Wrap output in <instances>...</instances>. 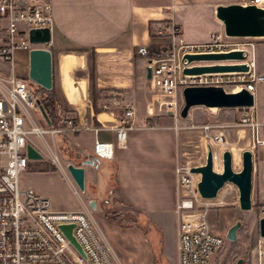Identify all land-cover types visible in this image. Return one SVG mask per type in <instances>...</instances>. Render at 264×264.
I'll use <instances>...</instances> for the list:
<instances>
[{"label": "crops", "instance_id": "0c3cea01", "mask_svg": "<svg viewBox=\"0 0 264 264\" xmlns=\"http://www.w3.org/2000/svg\"><path fill=\"white\" fill-rule=\"evenodd\" d=\"M242 1L51 0L53 24L50 42L45 47L50 50L54 64L53 86L61 102L71 107L63 86V57L80 55L82 67L72 72V78L83 83L82 103L87 101L85 106L76 104L73 107L78 118L77 131L64 135L65 142L74 152L67 164L83 167V191L88 188L94 196L101 189V199L91 197L86 203L79 193L78 196L74 194L59 170H40L41 165L30 167V164L20 175V184L47 197L55 211H78L82 203L90 207L93 201L94 208L90 209L100 207L103 232L123 264H177L179 218L175 213L178 195L173 170L180 164L183 134H186L185 130L175 131L166 122L167 117L151 120L156 115L148 112L152 102L146 83L149 78L137 49L139 46L162 49L165 40L169 43L166 32L171 24L180 28L186 41H207L211 32L223 31L215 8L243 4ZM58 54L62 79L61 64L55 62ZM28 62V52H15L13 72L27 81ZM257 69L263 71L264 65L257 64ZM0 73H12L10 65L1 59ZM253 98L255 117L263 121L264 113L260 114L255 94ZM97 102H103L105 109L98 110ZM127 106L134 112L132 128L127 130L126 143L118 145L115 129ZM96 140L114 144L111 158H94L92 147ZM255 152H252V187H256L255 197L259 204H264V151ZM91 159L93 164H84ZM216 164L220 172L219 163ZM38 178H49L50 184L40 185ZM68 179L76 188L72 177L68 176ZM216 210L219 225L214 226L212 222L209 225L214 233L226 236L236 221L241 225L245 223L252 231L253 207L246 210L248 213L239 207ZM107 211L117 212L129 223L134 221L133 225H121L107 217Z\"/></svg>", "mask_w": 264, "mask_h": 264}, {"label": "built area", "instance_id": "2783aa9c", "mask_svg": "<svg viewBox=\"0 0 264 264\" xmlns=\"http://www.w3.org/2000/svg\"><path fill=\"white\" fill-rule=\"evenodd\" d=\"M248 3L264 7V0H244L243 4ZM52 24L51 0H0V59L12 69L10 75L0 73V264H123L88 205L82 203L78 211H55L47 197L20 187V175L31 160L27 157L26 146L30 144L41 154L31 135L42 138L45 133L53 137L77 131L72 119H68L62 128H39L32 116V112L40 111L39 96L25 78L13 72L17 50L29 52L48 45L31 42L30 30L48 28L51 31ZM166 34L169 43L165 49L154 50L147 46L137 49L146 68L151 70L149 80L155 90L152 106L148 109L150 115H169L175 121L180 118L182 91L187 86H220L232 93L245 89L254 97L256 86L264 85V70L257 69L255 45L247 40L251 37L235 40L236 37H228L224 31H218L211 32L207 41L189 42L175 24L170 25ZM230 52H241L243 58L221 61H188L185 58L186 55ZM235 64L245 65L246 69L200 74L183 72L185 68L195 66ZM254 107L233 108L242 110L237 122H205L187 126L175 123L173 129H199L213 159H220L223 149L229 144L225 131L238 126L248 128L252 151H264V120L256 119ZM133 114V109L127 106L118 118L116 144L126 143ZM45 144L49 159L78 196L77 186L75 188L68 179L67 168L61 165L55 150ZM113 145L96 140L92 147L94 158H111ZM191 167L189 164H176L173 170L178 195L175 213L179 218L177 264H211V255L223 248L224 238L211 231L207 218L210 209L223 202L218 199L219 193L212 199L201 197L197 187L199 175L191 172ZM258 215L264 216V205ZM61 226L73 227L72 235L83 255L65 237ZM263 256L264 250L260 253L259 264H263Z\"/></svg>", "mask_w": 264, "mask_h": 264}, {"label": "water", "instance_id": "95a60500", "mask_svg": "<svg viewBox=\"0 0 264 264\" xmlns=\"http://www.w3.org/2000/svg\"><path fill=\"white\" fill-rule=\"evenodd\" d=\"M215 15L223 24L224 34L228 37H251L264 38V7L255 4L232 3L228 5H218L215 8ZM29 39L33 43L49 44L51 34L48 28L31 29ZM188 61L200 60H240L243 58L241 52H230L222 54L207 55H186ZM28 73L27 79L31 84H36L46 90L53 87V60L49 49L34 48L28 52ZM82 67V57L80 55H65L63 57V86L72 105L84 101V88L81 81L72 78V72ZM242 64L235 65H211L195 66L185 68L186 74H200L204 72H224L234 70H245ZM151 70L146 68V77L150 78ZM183 105L180 110V117L186 118L189 109L195 106L206 108H239L251 107L254 105L252 93L245 89L232 93L225 91L220 86H187L182 91ZM40 112L48 123L47 116L41 106ZM27 157L31 160L40 159L42 155L30 144L26 146ZM232 154L229 150H224L221 154L222 171L217 172L213 168V156L210 147L207 149L205 163L200 166L191 167V172L199 175L197 183L201 197L206 199L215 198L225 184L231 183L238 190V204L241 210H249L252 207L251 191L253 177V153L244 150L241 153V169L235 171L232 168ZM94 160H86L84 164H93ZM70 176L76 186L84 189V169L82 166L67 164ZM90 207L94 208L93 201ZM241 227V222L236 221L231 226L225 239L231 243L237 240V232ZM72 226H61L60 230L69 242L79 251H82L72 235ZM259 236L264 239V216L258 220ZM237 264H242L239 260ZM264 264V256H263Z\"/></svg>", "mask_w": 264, "mask_h": 264}, {"label": "rangeland", "instance_id": "374dc122", "mask_svg": "<svg viewBox=\"0 0 264 264\" xmlns=\"http://www.w3.org/2000/svg\"><path fill=\"white\" fill-rule=\"evenodd\" d=\"M244 2V1H242ZM264 5V3H263ZM235 40H246L243 38L236 37ZM248 41H252L255 45V55H256V61L258 60L257 64L264 65V38H249ZM167 40L162 44V49H165L167 46ZM160 47V46H158ZM263 52V53H262ZM56 64H61L60 61V55L58 54L55 60ZM61 70L60 75L62 79V64H61ZM54 68V64H53ZM80 75V74H79ZM55 80V77H54ZM149 81V82H148ZM29 82V81H28ZM149 87L148 92L152 94V102L150 107L152 106L153 99H154V92L155 90L152 88L150 80H147ZM54 84V83H53ZM31 89L35 90L36 84L29 85ZM52 89L54 90L57 99L61 105V107L67 111L71 112V115L73 116L76 112L75 108H73L75 105L71 104V107L65 106L57 94V91H55V87L53 86ZM255 97L257 100V103H259V110L260 114L264 113V85H257L255 90ZM259 101V102H258ZM87 104V101L84 103H79L81 106H85ZM99 106L96 108L99 109H105L103 106V102H97ZM110 105L109 102H105V105ZM262 112V113H261ZM255 114V113H254ZM242 115V110L239 109H233V108H215V109H206L202 106H195L189 109L188 116L186 118H178L176 121L172 116H166L164 114L162 115H156L151 117V120H156L157 117L166 118V122L171 126H174L175 123L183 126L191 125V124H201V123H211V122H220V123H229L232 121L237 122L239 117ZM32 116L35 120L36 125L39 128H48V123L43 118L40 111L32 112ZM186 134H183V142H184V149L183 154L181 153L180 156V164H189L192 166H200L205 163L206 159V153H207V147L206 141L202 135V133L199 131V129H186ZM227 141L229 144L227 145L224 150H229L232 154L233 160H232V168L235 171H239L241 169V153L244 150H251L249 149V130L248 128L238 126L236 128H229L225 131ZM31 140L39 147L41 151L42 158L30 160L28 161V167L30 164H32L30 167H35L36 165H41L44 168H56V165H54L51 160L48 157L47 147L46 144H49V146L52 147V149L55 150V153L57 154L59 161L61 165L65 168L67 166V162L70 160V157L73 156L74 152L71 150L69 145L65 142L64 135L62 134H56L53 137H51L49 134L45 133L43 134L42 139L40 136H37L35 134L30 136ZM257 151V149H253L252 152ZM256 153V152H255ZM254 154V153H253ZM257 159V158H256ZM213 167L214 162H218L221 166L222 171V161L221 157L220 159H213ZM257 161V160H256ZM258 162V161H257ZM258 172V169H257ZM257 173L255 177V181H257ZM51 179L47 178H38V183L40 185L50 184ZM55 181V180H53ZM52 183L54 184V182ZM75 183V182H74ZM256 183V182H255ZM76 185V184H75ZM256 185V184H255ZM21 188H27L29 190L37 192L35 189L28 187V186H22L20 184ZM67 187V186H66ZM78 188V187H77ZM255 189L256 187L253 185L252 191H251V201H252V207H253V228L252 231L249 230L247 225L245 223H242L240 229L237 232V240L233 243L227 241L225 239V234H220L221 237L224 238V246L218 253H213L211 255V264H237L239 260H242V264H259L260 260V253L264 250V239L259 236V230H258V210L259 204L255 197ZM61 190V189H59ZM78 192L80 197L86 202L89 203V201L94 198L101 199V189L100 191L95 192L94 196H92L86 188L84 191L80 190L78 188ZM38 193V192H37ZM73 199L76 200L75 195L70 192ZM218 199L219 201H222L223 203L220 206L213 207L210 209L209 215H208V225H211V222L214 223V226L219 225V218L217 216L216 209H230L233 207H239L238 204V190L237 188L231 184L227 183L224 185V187L218 192ZM100 195V196H99ZM98 201V200H97ZM77 202V201H76ZM99 202V201H98ZM78 203V202H77ZM99 205V204H98ZM79 206V204H78ZM51 207L53 209V205L51 204ZM94 219L97 223V225L102 229L101 223H100V214L101 209L99 206L95 210L92 211ZM244 213H248L247 211H244ZM211 229V226H209ZM102 231H104L102 229ZM213 232V231H212ZM214 233V232H213ZM216 234V233H215Z\"/></svg>", "mask_w": 264, "mask_h": 264}, {"label": "trees", "instance_id": "16d2710c", "mask_svg": "<svg viewBox=\"0 0 264 264\" xmlns=\"http://www.w3.org/2000/svg\"><path fill=\"white\" fill-rule=\"evenodd\" d=\"M55 91H56V89H55ZM35 92L39 96L38 104H39V106H41V108L43 109V111L45 112V114L47 116L49 127H51V128H62L66 125V121L68 119H72L73 123H75V124L77 123V120H78L77 114L75 113L72 116L71 112H67L61 107L53 89L46 90V89L37 85L35 88ZM39 169L44 170V167L41 168V166H40ZM261 206L262 205L258 206L259 210H260ZM259 210H258V212H259ZM106 216L116 220L117 222L121 223V225H124V223H125V225H133V222H134V221L133 222L130 221V223H129V221H127L128 219L122 218L120 214H118L117 212H114V211H112V212L107 211ZM123 220H125V221H123Z\"/></svg>", "mask_w": 264, "mask_h": 264}, {"label": "bare ground", "instance_id": "6f19581e", "mask_svg": "<svg viewBox=\"0 0 264 264\" xmlns=\"http://www.w3.org/2000/svg\"><path fill=\"white\" fill-rule=\"evenodd\" d=\"M212 109H215V108H212ZM212 109H211V110H212ZM213 161H214V160H213ZM216 165H217L216 162H214V167H213V168H214L215 171L219 172V171L217 170V168H216ZM218 167L221 168L220 164H218ZM220 172H221V169H220Z\"/></svg>", "mask_w": 264, "mask_h": 264}]
</instances>
